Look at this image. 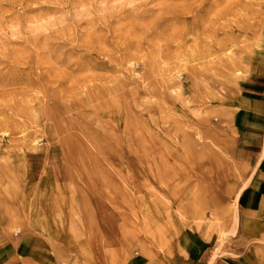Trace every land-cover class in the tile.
I'll list each match as a JSON object with an SVG mask.
<instances>
[{
    "label": "rangeland",
    "instance_id": "obj_1",
    "mask_svg": "<svg viewBox=\"0 0 264 264\" xmlns=\"http://www.w3.org/2000/svg\"><path fill=\"white\" fill-rule=\"evenodd\" d=\"M254 81L264 0H0V264H264Z\"/></svg>",
    "mask_w": 264,
    "mask_h": 264
},
{
    "label": "crops",
    "instance_id": "obj_2",
    "mask_svg": "<svg viewBox=\"0 0 264 264\" xmlns=\"http://www.w3.org/2000/svg\"><path fill=\"white\" fill-rule=\"evenodd\" d=\"M256 98H263L262 101H255L259 109V114L264 116V82H251L248 85ZM256 142L253 147L245 152L246 158L244 163L249 165V173L247 175V184L239 196V202L242 212L264 214V136L260 143ZM249 151V152H248ZM187 256L177 254L168 260L160 259L151 260L145 256H132L127 264H245L244 261L232 258L230 256H222L217 254L213 258L214 253L209 250L190 249L186 251ZM59 264H70L61 262Z\"/></svg>",
    "mask_w": 264,
    "mask_h": 264
},
{
    "label": "bare ground",
    "instance_id": "obj_3",
    "mask_svg": "<svg viewBox=\"0 0 264 264\" xmlns=\"http://www.w3.org/2000/svg\"><path fill=\"white\" fill-rule=\"evenodd\" d=\"M91 135H93V132H91ZM95 139V146L96 147H98L99 149H101V150H103L106 146V144L104 143V140L101 138V136H97V137H95L94 138ZM106 143H107V141H106ZM105 144V145H104ZM68 145L71 147V145L73 146V147H75L76 148V146H74L73 144H70V142L68 141ZM74 148V149H75ZM102 152H104V151H102ZM185 256H187V253L186 252H184L183 253ZM217 256V253H214V256H213V258H215Z\"/></svg>",
    "mask_w": 264,
    "mask_h": 264
}]
</instances>
